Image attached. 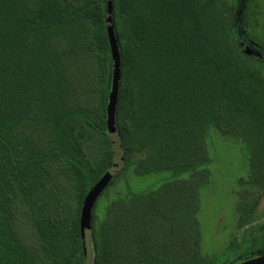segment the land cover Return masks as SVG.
<instances>
[{
  "label": "rangeland",
  "instance_id": "1",
  "mask_svg": "<svg viewBox=\"0 0 264 264\" xmlns=\"http://www.w3.org/2000/svg\"><path fill=\"white\" fill-rule=\"evenodd\" d=\"M5 1L10 0H0V6ZM40 1L10 2L19 4L30 15L37 11ZM86 1L71 0L69 7L79 9ZM107 1L113 61H109L107 50L99 48L94 38L96 31L93 24L83 17L75 19L69 28L49 37L53 48H60L59 53L66 64L76 65L75 71L67 70L65 74L66 92L50 99L65 109L69 103L70 110L87 115L95 112L94 98L102 94L103 86L109 81L107 111L111 124L108 125V133L115 140V146L107 150L99 144L85 125L86 115L78 114L68 120L65 133L57 139H51L49 128L29 125L27 132L31 133L32 138L24 144L21 153L24 156L45 155L60 144L69 147L71 140L79 137V144L90 166L97 171L105 168L104 175L91 190L100 192L87 201L84 218L87 241L92 246L88 254L94 264H97L101 249L109 243L108 239L110 242L119 240L115 241L120 251L113 264H147L148 250L135 241L137 222L146 211L145 231L149 236H158L164 221L171 218V211L177 204L184 202L188 208L195 209L191 217L198 227L192 232L198 233L189 235L184 226L179 227L178 246L185 247L194 241L198 242L197 255L199 261L203 260L200 264H206V255L220 252L222 243L243 240L246 231L264 224V184L253 180L254 153L257 156L258 151L259 166L264 171V0H225L231 7V32L224 51L228 52L227 47L232 46L249 57L248 61L258 69L263 80L252 85L243 84L244 79L239 78L237 71L231 72L225 66L217 68L215 59H207L206 63V59L197 53L198 45L189 49L179 42L181 36L185 39L190 37L188 42H192L198 31L207 33L209 29L211 34L208 36L218 37L220 29L216 0H208V5L207 0H176L178 3L171 11L169 8L172 5L169 4H175L174 0H128L137 12L147 15L155 10V18L158 19L156 24L161 25L162 21L168 23V19L171 21L165 29L160 30L162 42L156 45L149 40V46L152 49L162 47V50L173 39L166 58L167 68L170 67L171 77L178 78L176 83L181 86L174 92L171 101L165 102V91L170 85L163 81L145 99L151 112L179 119L164 129L167 132L165 137L157 138L155 150L138 148L130 157L124 151L116 122L121 51L113 0ZM199 20L201 25L197 27ZM158 68L161 70V65ZM134 77L139 85L142 80L136 77V73ZM147 87L149 89L152 85ZM153 94L156 96L154 101L158 100L159 105L153 103L149 106ZM220 98L223 99L222 104L224 100L227 101L225 103L231 100L233 104L224 108ZM192 106H196L197 111ZM140 113L144 115L142 111ZM209 114L215 116V121L208 122L205 129L198 128L196 123L205 121ZM222 117L225 121L221 125L218 118ZM160 146L173 159L166 167H160L161 159L157 153ZM151 157L156 158L152 160ZM51 164L55 178L47 191L35 195V200L47 206L43 217L59 218L65 216V201L72 194L71 176L65 167L61 168L55 161ZM110 171L114 173L107 180L106 175ZM249 199H253V209L245 214L248 220L242 225L245 203L248 205ZM29 204L20 197L13 200L11 207L4 212L7 213L8 229L36 261L40 260L36 256L41 243ZM124 222H128V225L124 226ZM253 243L264 245L261 240H254ZM129 249L131 257L126 252ZM46 261H50V258Z\"/></svg>",
  "mask_w": 264,
  "mask_h": 264
},
{
  "label": "trees",
  "instance_id": "2",
  "mask_svg": "<svg viewBox=\"0 0 264 264\" xmlns=\"http://www.w3.org/2000/svg\"><path fill=\"white\" fill-rule=\"evenodd\" d=\"M10 1H5L0 6V264H86L82 216L86 198L104 175L105 168L97 171L90 166L84 157V149L79 144V137L72 139L69 147L60 144L45 155L24 156L21 149L27 140L32 138L31 133L27 132L30 129L29 125L49 128L51 139H57L65 133L68 120L78 114L86 115L85 112L75 113L74 110H70L69 103L66 104L65 109L50 99L54 95H62L66 92L65 74L67 70L75 71L76 65L66 64L59 53L60 48L55 50L49 37L53 33L66 30L75 19L83 17L93 24L96 31L94 38L100 49L108 51L109 61L112 62L107 23L108 1L87 0L81 8L73 10L69 7L71 0H41L37 11L30 15H27L19 4ZM174 2L175 4H169L172 5L170 11L178 3L176 0ZM216 3L219 38L208 36L211 34L209 29L207 33L198 31L192 41L194 44L188 42L190 37L185 39L183 36L180 37L179 42H183V45L189 49L192 46L194 49L198 45L197 50L200 53L198 51L197 53L201 58L206 59V63L207 59H215L218 62L217 68L225 66L230 68L231 72L237 71L239 78L244 79L243 84L252 85L263 81L258 69L248 61L249 57L232 46L227 47L228 52L224 51V45L229 41L231 32V7L225 0H216ZM208 4L207 0L206 5ZM113 7L121 51L116 122L124 151L130 157V154L138 148L155 150L157 138L165 137L167 132L164 129L179 119V117L173 118L151 112L146 106L145 99L149 98L154 87L162 84L163 81H167L170 85L165 91V102L171 101L174 92L181 86L176 83V80L179 81L178 78L171 77L173 74L169 70L170 67L167 68L166 58L173 39L171 38L169 45L162 50V47L152 49L149 46V40L156 45L162 42L159 38L160 30L165 29L168 26L166 24H171V21L168 19V23L162 21L159 22L161 25L156 24L158 19L155 18V10L147 15L137 12L128 0H113ZM197 24V27L200 26L201 21L199 20ZM200 34L203 35L199 36ZM160 37L163 38L161 35ZM159 65L161 70L158 68ZM135 73L136 77L139 76V80L143 81H139L140 86L137 81L135 82ZM109 84V81L108 84L106 82L102 94L94 98L96 110L86 115L85 122L87 129L107 150L113 147L108 133ZM150 84L152 87L147 89ZM154 99L156 96L153 94L149 106L153 103L159 105L158 100L154 101ZM222 100L220 98V104L224 108L233 104L231 100L228 103L224 100L222 104ZM234 106L237 107L236 104ZM192 107L197 111L196 106ZM141 111L144 115L140 113ZM218 119L221 125L225 121L223 117ZM214 121L215 116L209 114L205 121L196 124L198 128L205 129L208 122ZM262 152L263 150L260 151ZM157 153L161 159L160 167H166L168 162L173 160L170 153L162 149V146L158 148ZM254 157L253 180L264 184V171L259 166V151L257 156L254 153ZM155 158L151 157L152 160ZM53 161L61 168L65 167L67 174L71 176L72 194L65 201V216L59 218L43 217V211L47 206L35 200V195L47 191L55 178L52 164L50 165ZM126 161L128 164L129 159L127 158ZM20 197L30 203L33 210L34 225L41 243L36 257L40 260H33L35 257L7 227L5 212L11 207V202ZM149 197L147 200L150 201ZM249 200L248 205L245 203L242 225L248 220V215L245 214H249L253 209V199ZM190 209L186 202L177 204L171 211L169 216L171 218L164 221L159 235L155 237L149 236L145 231L147 212H144V216L136 224L138 231L135 241L148 250L147 264L202 263L203 260L199 261L197 255L198 242L194 241L185 247L178 246L179 227L184 226L189 235L198 233L192 232L197 229L198 224L191 217L195 209L191 211ZM127 225L128 222H124V226ZM115 241L119 240L110 242L108 239L109 243L101 249L97 264H113L117 259L116 254L120 250L115 245ZM126 252L131 257V250ZM49 258L50 261H46Z\"/></svg>",
  "mask_w": 264,
  "mask_h": 264
},
{
  "label": "flooded vegetation",
  "instance_id": "3",
  "mask_svg": "<svg viewBox=\"0 0 264 264\" xmlns=\"http://www.w3.org/2000/svg\"><path fill=\"white\" fill-rule=\"evenodd\" d=\"M245 233L243 240L222 243L220 252L206 255V264H243L264 256L263 242L253 243L254 240L264 241V224Z\"/></svg>",
  "mask_w": 264,
  "mask_h": 264
},
{
  "label": "water",
  "instance_id": "4",
  "mask_svg": "<svg viewBox=\"0 0 264 264\" xmlns=\"http://www.w3.org/2000/svg\"><path fill=\"white\" fill-rule=\"evenodd\" d=\"M108 23V22H107ZM120 74H121V71L119 72V80H120ZM119 88V87H118ZM119 90V89H118ZM119 92V91H118ZM111 124V117H110V120H109V125ZM112 143H113V145L115 146V140L112 138ZM112 171H110L107 175H106V177L108 178H106L107 180H110L111 178H112V176H113V173H111ZM97 192H98V194H99V192L100 191H98V190H94V191H91L90 193H89V195L87 196V198H86V201H85V206H84V212H83V216H82V228H83V236H84V244H85V253H86V264H94L93 263V258L91 257H89V254H88V250H91V244L90 243H88V241H87V237H86V233H85V226H84V218H85V216H86V204H87V201L88 200H90V199H92V197L94 198V197H96L95 195L97 194ZM243 264H264V256H262V257H260V258H256V259H253V260H250V261H248V262H245V263H243Z\"/></svg>",
  "mask_w": 264,
  "mask_h": 264
}]
</instances>
